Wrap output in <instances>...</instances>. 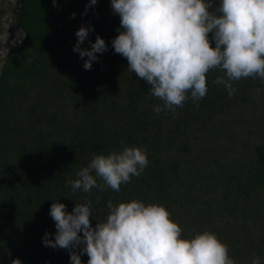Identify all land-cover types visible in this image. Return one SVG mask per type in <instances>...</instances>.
Listing matches in <instances>:
<instances>
[{"label": "trees", "instance_id": "trees-1", "mask_svg": "<svg viewBox=\"0 0 264 264\" xmlns=\"http://www.w3.org/2000/svg\"><path fill=\"white\" fill-rule=\"evenodd\" d=\"M89 2L22 0L15 13L24 36L0 68V264H71L68 250L44 246L43 237L57 231L52 203L71 213L85 199L93 227L106 220L109 200L156 204L181 238L214 233L235 264H251L253 253L264 264V82H234L229 98L210 71L198 107L188 99L157 114L162 101L111 47L120 28L111 0L86 12ZM81 26L94 28L82 48L97 35L108 45L90 71L73 51ZM125 147L145 149L149 165L119 192L66 184L93 156Z\"/></svg>", "mask_w": 264, "mask_h": 264}, {"label": "clouds", "instance_id": "clouds-1", "mask_svg": "<svg viewBox=\"0 0 264 264\" xmlns=\"http://www.w3.org/2000/svg\"><path fill=\"white\" fill-rule=\"evenodd\" d=\"M97 3L90 0L86 12ZM53 5L58 7L56 0ZM110 7L120 17L119 35L111 47L128 61V70L150 86L148 95L162 101L153 109L157 114L175 113L188 99L198 107L207 95L210 71L220 73L213 83L223 86L229 98L236 92L234 82H264V0H111ZM91 31L94 28L81 26L73 49L89 71L97 54L108 51L99 35L90 50L81 47ZM148 165L145 149L125 147L93 156L66 184L73 192H119ZM66 209L65 204L52 203L49 214L57 231L54 240L45 233L43 243L68 250L71 264H82V254L89 257L87 264H235L228 246L214 233L181 238L182 228L160 205L135 200L114 205L109 200L106 220L96 221L95 227L87 199L76 203L71 213ZM251 264H261L255 253Z\"/></svg>", "mask_w": 264, "mask_h": 264}, {"label": "rangeland", "instance_id": "rangeland-1", "mask_svg": "<svg viewBox=\"0 0 264 264\" xmlns=\"http://www.w3.org/2000/svg\"><path fill=\"white\" fill-rule=\"evenodd\" d=\"M22 0H0V68L11 47L23 38V31L17 27L15 13Z\"/></svg>", "mask_w": 264, "mask_h": 264}]
</instances>
